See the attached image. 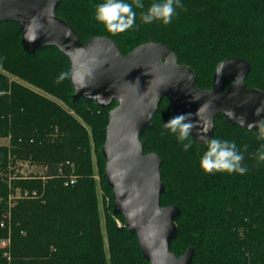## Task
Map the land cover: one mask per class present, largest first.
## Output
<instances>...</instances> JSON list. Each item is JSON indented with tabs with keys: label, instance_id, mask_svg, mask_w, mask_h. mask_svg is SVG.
I'll list each match as a JSON object with an SVG mask.
<instances>
[{
	"label": "trees",
	"instance_id": "trees-1",
	"mask_svg": "<svg viewBox=\"0 0 264 264\" xmlns=\"http://www.w3.org/2000/svg\"><path fill=\"white\" fill-rule=\"evenodd\" d=\"M104 2L62 0L57 15L83 43L106 37L125 56L146 43L167 45L181 65L193 69L202 89L213 87L219 63L243 59L251 66L247 87L264 92V0H180L183 8H176L168 24L143 23L141 13L163 0H141L143 8L133 6L134 26L122 33L109 32L96 19L97 6ZM21 35L19 24H0V139L9 140L0 146V242L7 235L3 217L11 212L13 218L11 260L0 248V264H149L136 235L113 213L105 175L102 147L109 112L117 104L100 108L94 101H73L70 60L56 47L28 55ZM172 116L171 103L164 99L152 128L141 136L145 153H157L164 162L161 205L180 210L171 252L180 257L194 248L192 264H264V161L254 156L264 140L258 138V128L249 131L216 118L214 138L235 141L248 171L207 173L200 162L208 146L190 136L181 142L178 133L164 127ZM24 162L47 165L49 171L40 177L16 175L14 168ZM68 162L75 163L79 181L66 187L59 176L60 169L70 174ZM96 168L107 204L104 220ZM17 190H38L43 197L15 200L10 206Z\"/></svg>",
	"mask_w": 264,
	"mask_h": 264
},
{
	"label": "water",
	"instance_id": "water-1",
	"mask_svg": "<svg viewBox=\"0 0 264 264\" xmlns=\"http://www.w3.org/2000/svg\"><path fill=\"white\" fill-rule=\"evenodd\" d=\"M62 0H0V24L17 23L28 55L56 47L70 60L73 101H94L109 112L102 155L105 175L115 201L113 213L121 216L136 235L149 264H192L195 249L177 257L171 245L177 239V206L163 207V159L145 153L141 136L153 126L164 99L172 114L191 113L189 136L207 147L200 137H215L216 118L245 130L264 121V92L248 88L250 64L228 58L216 67L211 89L199 88L193 69L179 63L176 53L161 43H146L128 55L109 38L83 43L71 25L57 15ZM259 110V114H258Z\"/></svg>",
	"mask_w": 264,
	"mask_h": 264
},
{
	"label": "clouds",
	"instance_id": "clouds-1",
	"mask_svg": "<svg viewBox=\"0 0 264 264\" xmlns=\"http://www.w3.org/2000/svg\"><path fill=\"white\" fill-rule=\"evenodd\" d=\"M133 6L143 8L141 0H132L131 3L125 2V0H105L104 3L97 6L96 19L104 24L109 32L122 33L135 24L136 12ZM177 7L183 8L180 0H163V2L153 3L146 13H141L140 18L143 23L162 20L165 24H168ZM191 117V113L174 115L165 122L164 127L170 129L173 133H178V139L183 142L188 138L190 129L194 127ZM252 127L258 128V138L264 140V121L249 125L250 129ZM200 139L208 145V150L200 162L201 168L205 172L226 171L229 174L239 173L243 175L248 171L247 167L242 165L244 155L238 149L235 141H220L215 138L209 139L207 136H201ZM190 147V143L184 145L185 150ZM254 156L258 159V162L264 161V145Z\"/></svg>",
	"mask_w": 264,
	"mask_h": 264
},
{
	"label": "rangeland",
	"instance_id": "rangeland-1",
	"mask_svg": "<svg viewBox=\"0 0 264 264\" xmlns=\"http://www.w3.org/2000/svg\"><path fill=\"white\" fill-rule=\"evenodd\" d=\"M31 89H33V88H31ZM53 100L57 103V105L61 106L62 108L66 109V110H69L68 107L62 101H60L59 99H53ZM8 144H9V140L8 139H0V146H6ZM72 164H73V168L76 170L77 167H76L75 163H72ZM17 165L18 166L16 168H14V172H15L16 175H20L22 177H27V178H30L31 176L32 177H37V176L40 177V176H43L45 174V170H44L42 165H32L30 162L18 163ZM93 177H94V179L97 182L101 216H102V219L104 220V208L106 207L107 204L104 202V198H103L104 195H103L102 189L100 187V176H99L97 168H96V171H95V174H94ZM14 204L15 203L13 201L12 206ZM6 214H8V213H6ZM12 219L13 218H12V215H11L10 219L8 220V223H9L8 225L10 226V229L1 227L2 229L6 230V232H7L6 237H9V235L11 237V246L8 249L10 258H7V257H5L3 255L9 261L11 260V252H12V227H13ZM118 223H119V225H121L120 222H118Z\"/></svg>",
	"mask_w": 264,
	"mask_h": 264
},
{
	"label": "built area",
	"instance_id": "built-area-1",
	"mask_svg": "<svg viewBox=\"0 0 264 264\" xmlns=\"http://www.w3.org/2000/svg\"><path fill=\"white\" fill-rule=\"evenodd\" d=\"M66 165L70 167V174L65 175V174H63L62 170L60 169V176L59 177H61V179L64 180V184L66 187L74 186L78 183L79 176H78V174H76L74 172L73 164L68 162V163H66ZM43 168L45 170L44 175H46L49 171V166L43 165ZM42 197H43V195L38 190H34V191L17 190L15 193L11 194V196L9 198L10 206H12V203L15 200L40 199ZM10 217H11V212L10 213L8 212V214H6L4 216L3 220L1 221V227L2 228H9L10 229V226L8 225L9 224L8 220L10 219ZM10 246H11V237L9 235V237L2 239L0 242V248L2 249L3 255L7 258H10L9 252H8V249L10 248Z\"/></svg>",
	"mask_w": 264,
	"mask_h": 264
}]
</instances>
